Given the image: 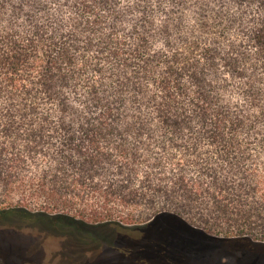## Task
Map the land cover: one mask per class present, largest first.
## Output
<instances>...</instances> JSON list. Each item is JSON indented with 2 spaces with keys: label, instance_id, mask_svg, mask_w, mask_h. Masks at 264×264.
Here are the masks:
<instances>
[{
  "label": "trees",
  "instance_id": "16d2710c",
  "mask_svg": "<svg viewBox=\"0 0 264 264\" xmlns=\"http://www.w3.org/2000/svg\"><path fill=\"white\" fill-rule=\"evenodd\" d=\"M163 214L264 248V0H0V220Z\"/></svg>",
  "mask_w": 264,
  "mask_h": 264
},
{
  "label": "rangeland",
  "instance_id": "374dc122",
  "mask_svg": "<svg viewBox=\"0 0 264 264\" xmlns=\"http://www.w3.org/2000/svg\"><path fill=\"white\" fill-rule=\"evenodd\" d=\"M87 224H0V264H264V248L216 238L173 214Z\"/></svg>",
  "mask_w": 264,
  "mask_h": 264
},
{
  "label": "flooded vegetation",
  "instance_id": "af4514ba",
  "mask_svg": "<svg viewBox=\"0 0 264 264\" xmlns=\"http://www.w3.org/2000/svg\"><path fill=\"white\" fill-rule=\"evenodd\" d=\"M7 221L0 220V224H5Z\"/></svg>",
  "mask_w": 264,
  "mask_h": 264
}]
</instances>
